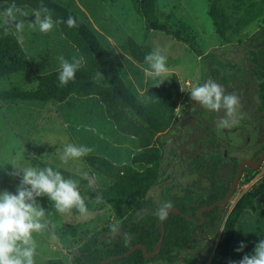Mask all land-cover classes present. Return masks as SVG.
Returning <instances> with one entry per match:
<instances>
[{
	"label": "trees",
	"instance_id": "trees-1",
	"mask_svg": "<svg viewBox=\"0 0 264 264\" xmlns=\"http://www.w3.org/2000/svg\"><path fill=\"white\" fill-rule=\"evenodd\" d=\"M128 1L144 29L163 31L174 39L194 47L190 39L189 25L183 20H173L172 16L158 11L157 0ZM0 2L29 9L28 16L24 19L26 27L28 21L34 20L32 10L39 8L41 4L52 10L54 20L65 21L54 27L51 35L39 40L37 46L44 50L50 44L41 55L40 61H37L38 57L31 55L30 50L23 49L13 27L0 25V78L10 79L32 65L36 70V74L24 78L22 83L12 85L8 89H0V99L40 101L62 108L70 106L69 113L74 118L69 124L73 143L93 149L84 157L89 171L94 175V188L82 187L80 193L87 195L85 201L88 210L109 206L113 218L117 221L115 231L120 230L114 236H107L109 239L105 240L100 235L106 231L115 232L114 225L100 229H95L94 226L95 231L72 251L70 259L55 257L49 259L46 264H101L113 256L124 254L135 244H142L151 252L155 250L161 236L160 220L155 213L162 202L171 201L182 213L198 220L197 208L222 199L228 184L222 182L217 185L215 174H210L215 189L210 191L208 199H201L200 196L194 198L189 188L180 195L174 192L173 186L163 188L158 199L151 195V189L162 176L164 149L161 136L175 122L176 109L182 95L181 86L174 73L159 86L155 85L159 83L158 79L145 78L143 70L147 64L144 57L151 52L150 48L138 42L113 19H108L109 5L105 0ZM218 5L219 0H207V13L226 43H242L248 36L247 28L252 24L259 23V28H264V0H234L232 22L228 24L225 13ZM69 16L76 19L78 27L67 26L66 20ZM228 27L231 28L230 35L235 37L229 38L225 35L224 29ZM197 53L202 58V53ZM250 53L253 54L251 61L261 68L257 72L258 75L264 79V51L260 54L262 65L259 64L257 54L252 50ZM61 55L69 61L73 57L84 58V64L76 72L75 80L69 81L67 86H60L58 80V57ZM204 58H212L210 65L219 60L211 53L206 54ZM261 88V109L264 110V80ZM85 103L90 106L92 114L96 112V121H89L92 115L88 116L85 109H81ZM94 117L92 116L93 119ZM214 160L212 173L220 161L217 156ZM44 166H51L60 171L65 178L78 180L79 186L89 183V180L76 178L63 168L54 165L41 167ZM253 176L252 173L246 174L242 183H247ZM262 192L264 177L258 186L243 193L235 202L226 216L223 236L214 248L210 264L216 258H219V264H225L238 218L244 210H256L255 200ZM97 195L102 197L101 203H96ZM37 201L51 206L52 212H57L46 196L38 197ZM219 209L220 207L216 206L203 212L205 222L200 225L181 214L170 213L164 220L165 233L160 251L155 257L145 258L142 251L137 249L128 256H121L104 264H206L211 247L202 256L196 238L198 233H203L206 228L210 229L212 238L215 236L220 222ZM71 211L78 213L75 208ZM66 228L76 244L79 243L80 233L84 231L83 236L89 230L88 222L68 224Z\"/></svg>",
	"mask_w": 264,
	"mask_h": 264
},
{
	"label": "rangeland",
	"instance_id": "rangeland-1",
	"mask_svg": "<svg viewBox=\"0 0 264 264\" xmlns=\"http://www.w3.org/2000/svg\"><path fill=\"white\" fill-rule=\"evenodd\" d=\"M109 5L107 13L108 18L113 19L116 23L124 27V29L131 34L138 42L150 48L151 52L159 50L161 54L167 57V67L171 73L177 75L182 95L178 103L177 112H181L185 107L184 101L186 94L190 92L193 86L201 84L204 80L205 67L208 59L205 55L208 53L215 54L217 57L222 56L229 60H237L241 58L242 48L233 42L226 43L221 34L215 29L211 18L207 13V0H157L158 11H163L178 20H183L189 25L190 39L193 46H188L186 43L174 39L171 35L163 31H150L144 29L142 23L137 19V16L130 8L128 0H105ZM233 1L234 0H219L218 8L226 15L227 24L232 22L233 16ZM0 24H3L0 22ZM259 23L252 24L248 29V36L244 39L246 47H260L264 45V28H259ZM231 28H225L224 32L229 38L235 37L230 35ZM254 35L257 34L255 38ZM252 36H254L252 38ZM197 51L202 53V58L198 56ZM204 58V59H203ZM222 60H215L214 63H221ZM239 60L235 61L236 63ZM224 62V61H223ZM31 76L30 69L8 79L0 78V89H8L12 85L22 83L24 78ZM54 105L43 103L40 101H22V100H1L0 99V190L7 189L15 192L19 184V177L9 176L7 173L12 171V163L19 161L24 166H38L54 165L63 168L65 171L73 174L76 178L91 180L94 182V175L86 168L83 157L76 160H69L67 164L61 162L59 152H62L63 146L66 143H73L64 119L60 115H53ZM179 114V113H178ZM174 126L168 133V136L162 135L161 139L176 137L181 133L182 127L179 120L173 124ZM179 128V129H178ZM177 131V132H176ZM231 131V130H230ZM230 131H226L230 134ZM247 136V135H246ZM246 136H244L246 138ZM243 137V138H244ZM250 139L247 137L246 139ZM213 147L210 149L214 154L223 153V145L218 142V137L213 139ZM247 140L245 141V143ZM74 144V143H73ZM235 146V143H233ZM232 145V146H233ZM164 154L162 159V170L160 180L153 186L150 193L154 198L160 197V192L163 188L173 186V190L179 191V187H188L186 183L189 180L196 178V174H181V166L187 160L178 161L176 152V144L173 142L164 143ZM238 150V149H237ZM236 157H245L243 149H239ZM178 156V157H177ZM227 157V156H226ZM225 157V158H226ZM180 158V157H179ZM37 162H40L39 164ZM42 163V164H41ZM188 163V162H187ZM41 164V165H40ZM180 173V174H179ZM84 174H87L86 176ZM173 174V176H171ZM264 177V164L262 168L257 171L255 176L247 183H241L238 190L233 194L230 205L226 209L225 214L221 217L217 232L211 238V243L219 240L223 236V224L230 209L235 202L245 192L252 191ZM198 181L200 180L197 178ZM190 181V183L192 182ZM243 184V185H242ZM79 186L88 187L87 183ZM179 185V187H178ZM86 198V194L81 193ZM258 198V197H257ZM262 198V199H261ZM258 201L264 202V192L259 195ZM39 202V201H38ZM42 207L50 212L48 219L55 225H51L47 230L40 234H34L37 242V249L35 255V264H46L51 258L61 257L64 260L70 259L72 251L84 243L88 236L92 234L95 229H100L106 226H112L117 223L113 218L109 206H105L99 210H89L87 216H82L79 212L73 211L66 213L52 212L51 206H45L39 202ZM183 216V215H182ZM184 217V216H183ZM77 222H88L89 230L87 234L80 233L79 243L73 241L66 225L75 224ZM238 237L242 233L238 228L236 222ZM247 227L246 225L244 226ZM91 228V229H90ZM120 230L115 232L106 231L100 235L102 239L108 240L107 236H114ZM112 233V234H111ZM210 233V230H209ZM111 234V235H110ZM79 236V235H78ZM77 236V237H78ZM213 246L208 255V263L213 255ZM203 254V252H202ZM201 254V255H202ZM203 256V255H202ZM219 258L214 259L212 264H219Z\"/></svg>",
	"mask_w": 264,
	"mask_h": 264
},
{
	"label": "clouds",
	"instance_id": "clouds-1",
	"mask_svg": "<svg viewBox=\"0 0 264 264\" xmlns=\"http://www.w3.org/2000/svg\"><path fill=\"white\" fill-rule=\"evenodd\" d=\"M17 14L27 17L28 13L15 4L7 6L0 13V22L5 26L13 27L17 32H23L25 22L17 19ZM34 20L28 27L47 33L53 30L62 19H53L52 10L44 4L32 10ZM69 28L78 27L76 19L69 16L66 20ZM60 71L58 80L60 86H67L69 81L75 80L76 72L83 66L84 58L73 57L71 61L63 55L58 57ZM147 67L144 68L145 78L158 79L159 86L164 80L172 76L167 67V57L159 50H154L144 57ZM147 91V89H146ZM191 100L199 103L205 109L211 111H223L224 117L218 121V127L230 128L238 123L237 113L240 105L238 95L226 93L225 89L211 78L203 84H198L190 89ZM94 131V129H89ZM93 151L85 145L66 143L62 152H59L61 162L67 164L69 160H76ZM12 171L7 174L19 177V184L15 192L7 189L0 190V264H35L37 242L34 234L43 233L54 224L48 219L50 212L40 205L38 197L46 196L53 203L59 213L70 212L75 208L82 216H87L88 207L85 197L79 190V181L65 178L58 170L51 166H24L18 160L12 163ZM85 176L87 174H84ZM88 187L94 188L89 180ZM96 203L102 202V197L97 195ZM173 207L171 201L162 202L156 210L159 220L167 219L169 210ZM116 226H113V231ZM245 247L241 242L236 251H242ZM229 264H264V239H261L251 254H245L239 261H229Z\"/></svg>",
	"mask_w": 264,
	"mask_h": 264
},
{
	"label": "flooded vegetation",
	"instance_id": "flooded-vegetation-1",
	"mask_svg": "<svg viewBox=\"0 0 264 264\" xmlns=\"http://www.w3.org/2000/svg\"><path fill=\"white\" fill-rule=\"evenodd\" d=\"M254 33L255 31L252 35H254ZM255 35L254 36L256 38L257 34ZM254 36H252V38ZM237 45H239L240 47L244 46L242 48L243 50L241 52V58L237 59L239 61L236 63L235 61L237 60L232 61L228 58H223L222 56L217 57L214 54L216 56L215 59H223L224 62L222 61L221 65L219 62L210 65V60L212 58H209L207 66L205 67L206 74H204V80L201 84H203L207 79L211 78L216 83L221 85L225 89L226 93H234L238 95L240 99V105L237 113L238 123L234 124L230 128L218 127V121L222 117H224V112L205 109L199 103L191 100L190 94L188 92L184 101L185 107H183V110L181 112H177L175 118V121L176 119L179 120L182 125V127L180 128L181 133L176 135V137L173 136L171 139L166 137L165 142L163 140V148L164 143L167 144L170 141L173 142L174 145L176 144V152L180 158L178 156L177 157L178 161H181V164L184 160H187L188 163L185 162L182 164L186 168L184 169L183 166H181V174H186L187 170L189 174L197 175V177L194 178L193 181L191 179L186 183L187 185H191V187H179L178 185L179 191L177 193H179L180 195H183L185 193V190L189 188L193 192L194 198H198V196H200L201 199H208L210 191H213V189H215V183H212V177L210 174H215L214 178L215 180H217V185L225 182V184H228L229 189L232 181L235 178V174L237 173L239 162L244 159L256 162L259 160V157L264 150V110L261 109L260 101V94L262 92L261 83L264 79L263 77H260L258 75L257 72H259L261 68L258 66V64H255L251 61V59L253 58V54L250 53L251 50L256 53L257 58L259 59V64L262 65L260 54L264 51V45H261L260 47H246V43L244 41ZM171 128L164 135L168 136ZM226 131H230V134H228ZM244 136H246V138L250 137V139H246ZM217 137L218 142L220 143V145H223L224 148L223 153H221L220 155H218V152L214 154L212 150L210 151V149L213 147V144H215L213 139ZM246 140L247 142L245 143ZM233 143H235V146L233 145ZM237 149H243V153H245L246 156L239 158L236 157L238 156L237 154H239L238 152H240ZM216 156L220 161L218 162V164H216L215 172L212 173L211 168L215 164L214 157ZM263 164L264 158L260 161L259 165L255 167H252L249 164H245L243 166L232 196L236 192V190H238L239 186L244 180L245 175L252 173L255 176L257 171L262 168ZM171 176H173V174H171ZM197 178H199L200 180L198 181ZM190 181L192 182L190 183ZM174 192L176 191L174 190ZM224 196L222 197V199L224 198ZM232 196L229 199V203ZM229 203L226 204L225 209L222 211L221 215H218L220 219L225 214ZM211 204H205L201 207L210 206ZM217 206L220 207V212L222 207L221 205ZM197 218L198 220L192 218V220L189 221H192L198 225L205 222V217L204 221L200 224L197 223V221H200V218L198 216ZM209 230V228H206L203 233H198L197 237L201 235L212 236V234L209 233ZM210 247L211 243L208 242L202 249V252L204 250L207 251Z\"/></svg>",
	"mask_w": 264,
	"mask_h": 264
},
{
	"label": "crops",
	"instance_id": "crops-1",
	"mask_svg": "<svg viewBox=\"0 0 264 264\" xmlns=\"http://www.w3.org/2000/svg\"><path fill=\"white\" fill-rule=\"evenodd\" d=\"M8 5H5L4 3L0 2V13L3 12V10L7 7ZM21 9L24 8L20 6ZM23 11L25 12H29V9H23ZM26 17H21L19 16V14H17V19H22L24 20ZM0 25H4V24H0ZM54 29L50 32L47 33H42L38 30V28L36 30H33L29 27H24L23 32H15L18 35V39L21 42V45L23 47L24 50L28 51L30 50L32 52L31 55H33L34 57H38L37 61H40L39 59H41V55L46 51V49L48 48V46L50 44L47 45V47L45 48V50L42 47L37 46L39 43V40H42V37H48L49 35H51L53 33ZM50 51V50H49ZM48 57V56H47ZM31 71V76L32 77L34 74H36V70L34 68V66L32 65L31 68H29ZM28 77V78H30ZM23 82V80H22ZM50 105V103H49ZM53 105V104H51ZM82 104H80L81 107ZM84 108L85 112L88 116H96V112L94 114H92L90 111V106L88 104H84L83 107H81V109ZM80 109V110H81ZM53 110L55 111L53 113V115H60V117L62 119H64V123L66 124V129L68 130L69 134H70V130H69V124L72 122V119H74L72 116H70L69 110H70V106L68 108H62L59 107V105H54ZM91 117H89V121L93 120L96 121L97 118L94 117V119ZM82 122V121H79ZM83 125V124H81ZM85 127H88L87 125H83ZM71 136V135H70ZM83 159L85 161L86 164V168H89V165L85 159V157L83 156ZM90 170V168H89ZM262 194V193H261ZM259 198V195H258ZM258 198H256L255 200V205H256V210L254 212L250 211V210H244L242 212V214L240 215V217L238 218L237 222H238V228H240V231H242V233L240 234V236L238 237L237 235V228H235V235H234V239L231 243L230 246V250H229V256L228 259L226 260L225 264H229V261H239L245 254H251L255 248V245L261 240L264 239V202H259ZM262 199V198H261ZM245 227L244 229V226ZM235 227H237L235 225ZM218 233V232H217ZM209 235H201L197 237V243H198V247H200V249L202 250L206 244L208 242L211 243V237ZM219 238L216 237V241L213 242L211 244V249L213 246V250L216 246V244L218 243ZM243 242L245 247L243 248L242 251H236V249L240 246V243ZM205 251H203V254H205ZM202 254V255H203ZM206 264H210L209 262Z\"/></svg>",
	"mask_w": 264,
	"mask_h": 264
},
{
	"label": "water",
	"instance_id": "water-1",
	"mask_svg": "<svg viewBox=\"0 0 264 264\" xmlns=\"http://www.w3.org/2000/svg\"><path fill=\"white\" fill-rule=\"evenodd\" d=\"M263 158H264V150L262 151V153H261V155H260V157H259V160L256 161V162L251 161V160H245V159L242 160V161H240V162H239V165H238V168H237V173L235 174V178H234V180L232 181V183H231V185H230L228 191L226 192L224 198H223L222 200H219V201H216V202L212 203L210 206H204V207H200L199 209H197V216L200 218V221H197V223L200 224V223H202V222L204 221V217L202 216V212H203V211H206V210H208V209L214 208V207L217 206V205H221V207H222L221 210H220V212H219V214H218V215L220 216L221 213H222V211L225 209L226 204L229 203V199H230V197L232 196V193H233V191H234L235 185H236L237 180H238V178H239V176H240V173H241V171H242L243 166H244L245 164H249L250 166L255 167V166L259 165L260 161H261ZM229 205H230V203H229ZM170 213L181 214V215H183L185 218H187L188 220H192L191 217L186 216L185 214H183V213L180 211V209H179L178 207H175V206H173V207L169 210L168 214H170ZM160 227H161V236H160V239H159V240L157 241V243H156V248H155V250H153V251H151V252H147L146 247H145L144 245H142V244H135V245H132V246L129 248V250L126 251L124 254H122V255H118V256H113V257H111V258H109V259H107V260L101 262V264H104V263H107V262H109V261H111V260H114V259L120 258L121 256H128V255H130L131 253H133V252H134L135 250H137V249H140V250L142 251V254H143V256H144L145 258H152V257L156 256V255L159 253V251H160L161 244H162V240H163V235H164V233H165L164 220H163V221L160 220ZM150 264H153V263H150ZM179 264H180V263H179Z\"/></svg>",
	"mask_w": 264,
	"mask_h": 264
}]
</instances>
